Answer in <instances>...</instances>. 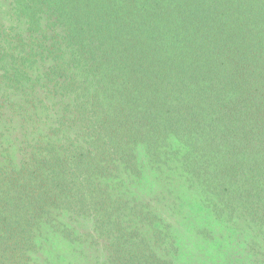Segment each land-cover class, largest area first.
<instances>
[{"label": "trees", "instance_id": "trees-1", "mask_svg": "<svg viewBox=\"0 0 264 264\" xmlns=\"http://www.w3.org/2000/svg\"><path fill=\"white\" fill-rule=\"evenodd\" d=\"M191 257L264 264V0H0V264Z\"/></svg>", "mask_w": 264, "mask_h": 264}, {"label": "rangeland", "instance_id": "rangeland-1", "mask_svg": "<svg viewBox=\"0 0 264 264\" xmlns=\"http://www.w3.org/2000/svg\"><path fill=\"white\" fill-rule=\"evenodd\" d=\"M184 241H185V244L189 245V243H188L187 240H184ZM190 249H192V247ZM195 253H199V252L198 251L197 252L195 251ZM180 259L183 260V256H180ZM188 264H199V263L194 258L191 257V261Z\"/></svg>", "mask_w": 264, "mask_h": 264}]
</instances>
